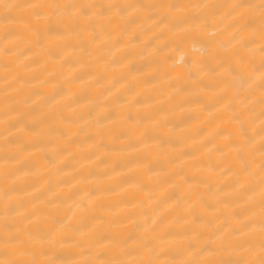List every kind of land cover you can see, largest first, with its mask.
<instances>
[{"label":"bare ground","instance_id":"obj_1","mask_svg":"<svg viewBox=\"0 0 264 264\" xmlns=\"http://www.w3.org/2000/svg\"><path fill=\"white\" fill-rule=\"evenodd\" d=\"M0 264H264V0H0Z\"/></svg>","mask_w":264,"mask_h":264}]
</instances>
